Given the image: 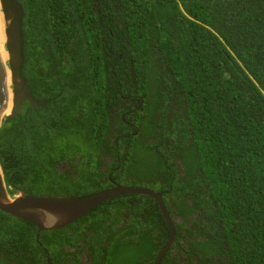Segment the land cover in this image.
<instances>
[{
  "label": "trees",
  "instance_id": "trees-1",
  "mask_svg": "<svg viewBox=\"0 0 264 264\" xmlns=\"http://www.w3.org/2000/svg\"><path fill=\"white\" fill-rule=\"evenodd\" d=\"M23 103L8 192L163 193L160 264H264V0H16ZM0 210V264H154L158 202L122 195L43 231Z\"/></svg>",
  "mask_w": 264,
  "mask_h": 264
},
{
  "label": "water",
  "instance_id": "water-1",
  "mask_svg": "<svg viewBox=\"0 0 264 264\" xmlns=\"http://www.w3.org/2000/svg\"><path fill=\"white\" fill-rule=\"evenodd\" d=\"M3 5L6 25V56L0 50V129L19 115L23 103L32 108L45 107L48 101L36 100L29 91L28 82L22 73L24 55V10L16 0H0ZM1 43V34H0ZM6 57V58H5ZM142 195L154 198L170 228V237L158 251L154 264H160L165 253L176 239V227L165 204L163 193L146 186L117 184L97 193L73 197L69 195L35 196L23 191L11 196L5 183L0 163V210L14 217L33 223L38 228L36 237L43 231L61 229L101 203L122 195Z\"/></svg>",
  "mask_w": 264,
  "mask_h": 264
},
{
  "label": "bare ground",
  "instance_id": "bare-ground-1",
  "mask_svg": "<svg viewBox=\"0 0 264 264\" xmlns=\"http://www.w3.org/2000/svg\"><path fill=\"white\" fill-rule=\"evenodd\" d=\"M6 25H7V23L5 21L3 5L0 2V34H1L0 50L4 56H6V53H5V44H6V39H7V37H6Z\"/></svg>",
  "mask_w": 264,
  "mask_h": 264
}]
</instances>
